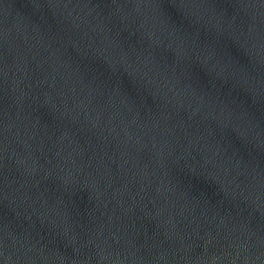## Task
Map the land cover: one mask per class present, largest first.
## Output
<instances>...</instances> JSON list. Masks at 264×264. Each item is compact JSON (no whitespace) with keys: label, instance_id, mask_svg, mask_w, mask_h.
Returning <instances> with one entry per match:
<instances>
[{"label":"water","instance_id":"95a60500","mask_svg":"<svg viewBox=\"0 0 264 264\" xmlns=\"http://www.w3.org/2000/svg\"><path fill=\"white\" fill-rule=\"evenodd\" d=\"M0 264H264V110L144 0H0Z\"/></svg>","mask_w":264,"mask_h":264}]
</instances>
